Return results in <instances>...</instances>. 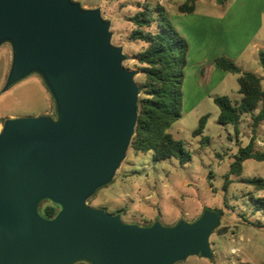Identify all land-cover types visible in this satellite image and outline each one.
<instances>
[{
  "label": "water",
  "instance_id": "95a60500",
  "mask_svg": "<svg viewBox=\"0 0 264 264\" xmlns=\"http://www.w3.org/2000/svg\"><path fill=\"white\" fill-rule=\"evenodd\" d=\"M111 20L78 0H0V46L12 48L3 91L38 73L56 116L12 117L0 130V264H176L212 259L222 212L172 226L128 224L87 200L112 182L138 119L136 71ZM60 206L47 219L39 204Z\"/></svg>",
  "mask_w": 264,
  "mask_h": 264
},
{
  "label": "rangeland",
  "instance_id": "374dc122",
  "mask_svg": "<svg viewBox=\"0 0 264 264\" xmlns=\"http://www.w3.org/2000/svg\"><path fill=\"white\" fill-rule=\"evenodd\" d=\"M91 1L79 2L83 5ZM144 1L156 5L160 0L99 1L102 15L111 20L112 42L121 45L128 55L124 65L136 71L137 83L142 82L145 75L135 54L146 43L131 40L134 26L128 18L140 9L139 3ZM170 1L178 5L189 0ZM194 3L197 12L195 25L200 27L198 33L194 32L196 48L200 40H212L213 43L218 42L217 50L220 52L234 54L242 51L254 38L255 13L249 7L245 8V3L249 5L247 0H227L216 7L209 0H194ZM167 13L179 21L175 16L181 12L177 8ZM206 14L219 18V22L208 21L203 17L208 16ZM260 35L264 39V23ZM11 60V45L4 43L0 46V122L4 124L12 117L56 116L55 101L38 73L29 74L3 91ZM234 61L247 72L262 69L257 58L254 61L249 55ZM204 64L210 66L209 63ZM195 65L190 63L189 71L186 73L185 70L182 116L168 129L183 142L192 159L185 164L175 157L154 161L152 152L143 153L129 146L112 182L99 188L87 204L103 208L108 213L122 210L123 222L140 226H149L157 220L165 226H172L182 219L192 222L205 209H217L222 212V219L210 238L214 257L192 255L176 264H264V227L258 226L264 224V210L255 212L251 199L263 197L264 189L244 182L258 178L264 181V161L245 160L241 174H231L228 189L224 187L225 175L229 173L234 154L240 146L247 145L255 136L256 148L264 150V122L254 130L252 115L245 114L237 126L219 123L220 110L214 98L226 95L233 103L239 101L242 97L239 74L228 72L220 82L216 77L211 81L212 68L221 70L213 65L207 68L208 74L202 82L196 80ZM262 86L264 90V81ZM202 117H206L204 131L195 135ZM204 136L209 138L208 144L202 143ZM74 264L90 263L77 261Z\"/></svg>",
  "mask_w": 264,
  "mask_h": 264
},
{
  "label": "trees",
  "instance_id": "16d2710c",
  "mask_svg": "<svg viewBox=\"0 0 264 264\" xmlns=\"http://www.w3.org/2000/svg\"><path fill=\"white\" fill-rule=\"evenodd\" d=\"M217 1L223 4L227 0ZM139 7L140 9L128 19L134 26L130 33L131 40H141L146 43V46L135 54L145 79L138 83L140 89L138 119L130 146L143 153L152 152L154 161L175 157L181 164H185L192 159V154L168 129L182 116L183 85L188 65L189 43L174 27L164 6L145 1L140 3ZM178 9L182 13L193 12L194 0L179 5ZM259 61L264 69L263 50L259 51ZM215 64L225 72L239 74V92L242 95L236 103L226 95L214 98L220 110L219 123L237 126L243 115L251 114L253 127L256 130L264 120V106L258 114L253 115L264 101L263 77L254 72L242 71L233 59L224 55L218 56ZM205 124L206 117H202L194 134H202ZM202 143L208 144L209 138L204 136ZM247 159L264 161V150L256 148L255 136H252L247 145L240 146L234 154L229 173L225 175L226 190L230 184V175H240L243 162ZM244 182L258 189H264V181L261 178L246 179ZM251 199L254 202L255 212L264 210V196ZM38 210L43 217L51 219L58 214L60 206L50 200H43ZM121 212L122 210H117V213ZM258 226L264 227V224Z\"/></svg>",
  "mask_w": 264,
  "mask_h": 264
},
{
  "label": "crops",
  "instance_id": "0c3cea01",
  "mask_svg": "<svg viewBox=\"0 0 264 264\" xmlns=\"http://www.w3.org/2000/svg\"><path fill=\"white\" fill-rule=\"evenodd\" d=\"M81 1V0H78ZM100 0H92L91 2H85L83 3V6H88V7H99ZM204 1V0H202ZM249 5L247 6V4L245 3V8L249 7L250 9H252L251 11L253 12V14L255 13V17H254V21H255V26H256V31L254 34V38L251 40L250 43H247V45L244 46V48L242 49V51H240L239 53H223L220 52L219 50H217V46H218V42H214L211 40H207L202 42L200 40L199 46L198 48L195 47L194 44H196L195 42V38L194 35H196L194 32H197L200 30L199 26H196L195 22H196V18L195 15H197L196 12V6H195V10L191 13H180V15L175 16L177 17L179 21H175L172 17V23L174 25V27L178 30V32L184 36L188 43H189V51H188V65L186 67V73L189 71L190 69V63H194L196 64L194 69L195 72V76H196V80L198 81H204L207 74H208V70L207 68H209L210 66L213 67V65L216 66L215 64V59L218 56H222V55H226L227 57L233 59V60H238L240 59V57L242 56H252L254 61L257 58V61H259V51L263 50L264 51V39L261 37L260 32L262 30L263 27V23H264V0H247ZM145 2V1H144ZM170 0H160L158 2V4H161L162 6H164V8L166 9V12H169L170 9L172 8H177L179 7V5L183 4H178L175 5L174 3H170ZM209 2H211L212 6L216 7L218 4L217 0H209ZM142 3V2H141ZM140 4V3H139ZM179 11V9H178ZM249 10L247 9V12ZM180 12V11H179ZM208 16H203L205 19H207L208 21L212 22V23H217L219 22V18L215 17V16H210L211 14H206ZM179 22V25H178ZM194 22V23H193ZM194 42V43H193ZM209 63L210 66L204 63ZM236 62V61H235ZM260 63V61H259ZM204 64V65H203ZM261 65V64H260ZM261 70H256V74L260 75L263 77L262 80V84L264 81V69L263 67H261ZM212 68V74H211V81L213 80L214 77H216L217 81L220 82L222 79H224V77H226V73L223 70H217ZM242 71H245L244 68H241ZM263 89V86H262ZM264 91V90H263ZM264 106V101L262 103H260L259 107L254 111L253 115H256L259 113L261 107ZM244 116V115H243ZM243 116L241 119H243ZM241 121V120H240ZM263 121H261V123L259 125L262 124ZM3 123L0 122V130L2 129ZM259 127V126H258Z\"/></svg>",
  "mask_w": 264,
  "mask_h": 264
},
{
  "label": "flooded vegetation",
  "instance_id": "af4514ba",
  "mask_svg": "<svg viewBox=\"0 0 264 264\" xmlns=\"http://www.w3.org/2000/svg\"><path fill=\"white\" fill-rule=\"evenodd\" d=\"M55 117V116H54Z\"/></svg>",
  "mask_w": 264,
  "mask_h": 264
}]
</instances>
